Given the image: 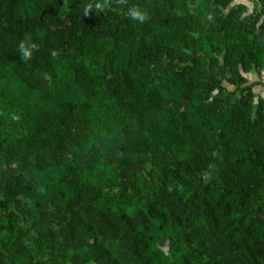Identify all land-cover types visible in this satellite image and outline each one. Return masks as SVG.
I'll return each instance as SVG.
<instances>
[{
    "label": "trees",
    "instance_id": "1",
    "mask_svg": "<svg viewBox=\"0 0 264 264\" xmlns=\"http://www.w3.org/2000/svg\"><path fill=\"white\" fill-rule=\"evenodd\" d=\"M96 2L0 0V264H264V0Z\"/></svg>",
    "mask_w": 264,
    "mask_h": 264
},
{
    "label": "clouds",
    "instance_id": "2",
    "mask_svg": "<svg viewBox=\"0 0 264 264\" xmlns=\"http://www.w3.org/2000/svg\"><path fill=\"white\" fill-rule=\"evenodd\" d=\"M109 3H110V0H102V2H100V0H97L95 5H93L92 3H89L84 7V15L85 16L89 15L93 7H95L97 11H102L106 6L109 5ZM116 3L119 5H125L127 4V0H116ZM127 15L132 20L138 21L140 23H144L148 19L147 13L142 11L137 6H130L128 8ZM35 49H38V45H36L35 43L26 44L24 41H21L19 45L21 59L24 60L25 62L29 61L32 58L33 50ZM58 54L59 53L56 50H53L51 52V55L53 57H56ZM12 119L19 120L20 117L17 115H13Z\"/></svg>",
    "mask_w": 264,
    "mask_h": 264
},
{
    "label": "crops",
    "instance_id": "3",
    "mask_svg": "<svg viewBox=\"0 0 264 264\" xmlns=\"http://www.w3.org/2000/svg\"><path fill=\"white\" fill-rule=\"evenodd\" d=\"M264 73H263V77H262V82L261 83H257L255 89L257 90L256 92L258 93V95L264 97Z\"/></svg>",
    "mask_w": 264,
    "mask_h": 264
}]
</instances>
